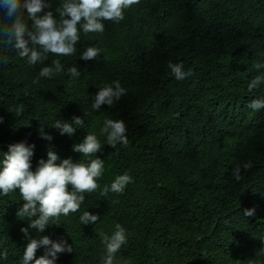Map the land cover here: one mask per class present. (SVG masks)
<instances>
[{
  "label": "trees",
  "instance_id": "trees-1",
  "mask_svg": "<svg viewBox=\"0 0 264 264\" xmlns=\"http://www.w3.org/2000/svg\"><path fill=\"white\" fill-rule=\"evenodd\" d=\"M49 2L45 11H54L58 0ZM124 15L105 21L100 37L81 33L74 55H49L34 66L3 34L9 25L0 17V153L10 144H34L35 170L49 149L61 160L86 162L72 149L87 134L103 144L98 189L84 194L80 211L39 235L72 244L73 253L60 254L57 264H100L101 237L116 223L127 231L130 264H264V110L247 108L264 97V85L247 87L258 74L253 64L264 61V0H233L227 16L211 0H140ZM90 46L102 53L84 61ZM56 59L64 72L34 83ZM169 62L183 63L192 76L176 80ZM71 67L79 78L70 77ZM114 81L127 94L112 107L89 109L99 88ZM74 116L85 123L71 138L51 127ZM105 119L124 121L127 145L113 149L99 136ZM237 166L240 181L232 175ZM125 172L133 183L122 194L102 195ZM16 192L0 196V252L7 254L0 264H21L16 255L28 226L17 216L24 201ZM85 211L100 220L82 224Z\"/></svg>",
  "mask_w": 264,
  "mask_h": 264
},
{
  "label": "clouds",
  "instance_id": "clouds-1",
  "mask_svg": "<svg viewBox=\"0 0 264 264\" xmlns=\"http://www.w3.org/2000/svg\"><path fill=\"white\" fill-rule=\"evenodd\" d=\"M139 2L140 0H58V7L54 11H45L52 8L49 0H0V17L3 21H8L9 25L3 34L19 57L34 66L44 64L49 55H74L81 33L102 36L106 31L105 21L119 23L124 20L125 11ZM211 2L214 11L222 16L229 15L233 6V0ZM2 51L9 54L14 52ZM101 53L102 49L90 46L82 52L80 58L84 61L94 60ZM167 67L178 81L193 74L191 70H184L183 63L169 62ZM253 68L258 74L248 84L249 92L264 85V61L254 63ZM63 72L64 66L60 60H53L51 66L41 68L34 83H38L40 78L51 79ZM68 73L72 78L80 76L76 67L69 68ZM126 94L127 90L121 83L114 81L99 88L89 109L100 111L102 105L112 107ZM247 108L253 112L264 110V97L251 100ZM2 122L0 119V123ZM84 123L81 117L74 116L72 122L57 120L51 127L58 129L60 135L67 134L71 138L78 128L84 127ZM126 133L124 121L115 119H105L99 130V136L105 137L106 144L113 149L118 144H128ZM40 135L48 142L54 139L43 128L40 129ZM72 150L81 154L86 162H73L70 158L61 160L55 151L49 149L47 160L41 159L35 170H32L34 144H10L7 152L0 153V196L19 190L16 193L24 201L17 211L18 217L26 218L28 226L21 228L22 237L25 238L21 239L16 255L21 264H57L60 254L73 253V246L67 240L54 241L48 236L39 235L61 216L67 217L80 211L85 201L84 194L95 192L99 187L98 181L104 175V161L96 155L103 151V144L97 134H87L81 143L73 145ZM250 167L249 163L243 165L244 170ZM232 175L236 181H240L241 167L234 168ZM131 183L133 177L125 172L116 176L110 186H105L102 195L107 196L109 192L122 194ZM254 213L255 209H245L243 215L253 216ZM79 220L84 225H95L100 217L85 211ZM127 240L123 224L116 223L109 233L101 237L100 264H130V257L126 255ZM40 249L44 251H38ZM261 254H264V249ZM36 255L41 256L36 258ZM3 259H7L6 252H0V260Z\"/></svg>",
  "mask_w": 264,
  "mask_h": 264
}]
</instances>
